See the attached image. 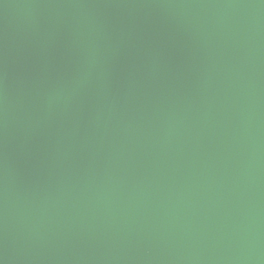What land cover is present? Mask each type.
<instances>
[{
    "label": "clouds",
    "instance_id": "obj_1",
    "mask_svg": "<svg viewBox=\"0 0 264 264\" xmlns=\"http://www.w3.org/2000/svg\"><path fill=\"white\" fill-rule=\"evenodd\" d=\"M0 264H264V0H0Z\"/></svg>",
    "mask_w": 264,
    "mask_h": 264
}]
</instances>
